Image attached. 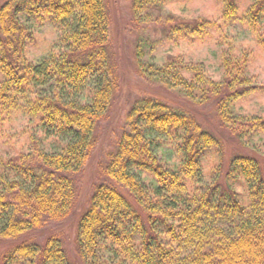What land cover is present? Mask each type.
I'll list each match as a JSON object with an SVG mask.
<instances>
[{
	"label": "trees",
	"instance_id": "trees-1",
	"mask_svg": "<svg viewBox=\"0 0 264 264\" xmlns=\"http://www.w3.org/2000/svg\"><path fill=\"white\" fill-rule=\"evenodd\" d=\"M170 1L132 0V12L136 16ZM219 2L224 19L239 18L264 54V0ZM44 25L56 30L58 41L34 63L30 49ZM209 25L199 20L192 31L207 32ZM110 26L105 0H5L0 5V136L8 135L6 128L19 117L31 127L27 148L21 142L17 155L0 153V243L62 220L73 209L76 188L70 173L89 160L96 127L120 89ZM254 59L251 53L235 56L223 49L224 75L216 82L204 65L174 58L152 79L179 87L193 100H213L237 131L224 104L247 89L246 72ZM127 124L104 167L107 178L127 192L110 183L96 187L77 225L84 263L264 264V161L236 155L224 176L227 187L217 174L206 182L205 163L220 143L192 116L145 97L134 102ZM245 127L262 131L264 118H250ZM50 139L57 146L47 150L43 144ZM19 262L69 264L63 245L52 236L0 254V264Z\"/></svg>",
	"mask_w": 264,
	"mask_h": 264
},
{
	"label": "rangeland",
	"instance_id": "rangeland-1",
	"mask_svg": "<svg viewBox=\"0 0 264 264\" xmlns=\"http://www.w3.org/2000/svg\"><path fill=\"white\" fill-rule=\"evenodd\" d=\"M4 1L0 0V5ZM105 2L111 17L109 47L120 79V89L111 108L96 127V146L89 160L80 171L70 173L76 188L73 209L62 220H50L18 239L1 242L0 254L21 242L43 244L52 236L63 245L69 264H85L76 241L77 225L101 183H110L123 193L127 192L123 186L107 178L104 167L128 128L127 116L136 100L152 97L167 105L171 111L192 116L213 132L220 148L218 155L213 154L205 163L206 182H213L217 174L220 184L227 187L229 183L224 176L236 155H254L264 161V128L254 132L245 127L250 118H264V54L258 49L252 32L240 19L225 20L219 0H172L163 5L148 6L136 16L132 12V0ZM250 2L243 0L245 5ZM202 19L212 22V25L206 26L207 32L192 31L195 23ZM38 32L41 38L29 53V59L34 63L44 59L58 41V33L52 26H41ZM223 49L235 56L245 53L255 56L246 72L247 89H242V95L235 102L224 104L229 118L236 123L237 131L221 118L213 100L203 103L193 100L179 87L152 79L156 69L178 58L204 65L208 77L218 82L224 75ZM30 128L23 117L17 118L6 128L8 135L0 136V153L17 155L21 142L26 143L27 148ZM34 134L38 138V131L35 130ZM54 141L46 140L43 147L47 150L55 148L57 144ZM219 157L223 158L222 161ZM234 187L237 188L238 184Z\"/></svg>",
	"mask_w": 264,
	"mask_h": 264
}]
</instances>
